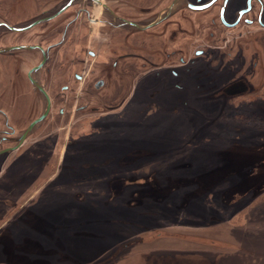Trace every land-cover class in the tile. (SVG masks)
Listing matches in <instances>:
<instances>
[{
    "label": "rangeland",
    "instance_id": "1",
    "mask_svg": "<svg viewBox=\"0 0 264 264\" xmlns=\"http://www.w3.org/2000/svg\"><path fill=\"white\" fill-rule=\"evenodd\" d=\"M221 73L182 90L134 74L128 107L24 149L0 264H264V126L225 122Z\"/></svg>",
    "mask_w": 264,
    "mask_h": 264
},
{
    "label": "flooded vegetation",
    "instance_id": "2",
    "mask_svg": "<svg viewBox=\"0 0 264 264\" xmlns=\"http://www.w3.org/2000/svg\"><path fill=\"white\" fill-rule=\"evenodd\" d=\"M214 71L225 122L264 126V0H0V201L20 198L2 181L21 185L24 149L52 151L73 118L128 107L134 74L182 90L219 87Z\"/></svg>",
    "mask_w": 264,
    "mask_h": 264
},
{
    "label": "water",
    "instance_id": "3",
    "mask_svg": "<svg viewBox=\"0 0 264 264\" xmlns=\"http://www.w3.org/2000/svg\"><path fill=\"white\" fill-rule=\"evenodd\" d=\"M224 93H225V90H224Z\"/></svg>",
    "mask_w": 264,
    "mask_h": 264
}]
</instances>
